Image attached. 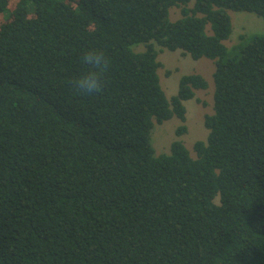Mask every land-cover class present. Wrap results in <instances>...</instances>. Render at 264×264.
Wrapping results in <instances>:
<instances>
[{
    "label": "trees",
    "instance_id": "16d2710c",
    "mask_svg": "<svg viewBox=\"0 0 264 264\" xmlns=\"http://www.w3.org/2000/svg\"><path fill=\"white\" fill-rule=\"evenodd\" d=\"M230 11L264 22V0H0V264H264V30L226 46ZM156 44L214 62L195 158L151 134L208 82L168 99Z\"/></svg>",
    "mask_w": 264,
    "mask_h": 264
},
{
    "label": "rangeland",
    "instance_id": "374dc122",
    "mask_svg": "<svg viewBox=\"0 0 264 264\" xmlns=\"http://www.w3.org/2000/svg\"><path fill=\"white\" fill-rule=\"evenodd\" d=\"M193 2V0H192ZM193 3H190L192 6ZM232 19L233 32L231 38L225 42L230 47L235 44L242 34L259 33L264 30V22L254 13L248 12H229ZM181 17L180 8L174 7L170 10L172 21ZM159 51L158 60L163 67L159 69V76L162 88L168 99L177 93L180 78L188 74H200L208 82V88L205 90H196L195 97L185 101L186 121L182 122L174 117L162 124L155 123L152 130L151 142L156 155L170 154L171 144L180 140L190 151L193 158L196 154L193 150L197 141H206L209 130L204 126V118L213 114L214 106V82L213 73L215 70L214 62L207 58L194 60L189 54L182 51H169L165 48L155 45ZM136 52L145 50L143 45L135 48ZM170 75L167 76L166 73ZM186 126L187 131L181 136H177L176 131L181 126Z\"/></svg>",
    "mask_w": 264,
    "mask_h": 264
},
{
    "label": "clouds",
    "instance_id": "9594fccd",
    "mask_svg": "<svg viewBox=\"0 0 264 264\" xmlns=\"http://www.w3.org/2000/svg\"><path fill=\"white\" fill-rule=\"evenodd\" d=\"M84 64L91 68L73 84L74 88L81 94L92 95L102 90L104 76L108 69V61L104 53L100 50H89L83 56Z\"/></svg>",
    "mask_w": 264,
    "mask_h": 264
}]
</instances>
